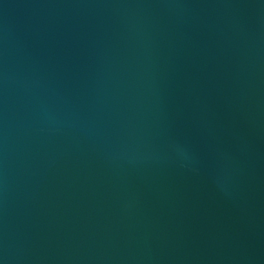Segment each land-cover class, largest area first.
<instances>
[{
    "label": "water",
    "instance_id": "obj_1",
    "mask_svg": "<svg viewBox=\"0 0 264 264\" xmlns=\"http://www.w3.org/2000/svg\"><path fill=\"white\" fill-rule=\"evenodd\" d=\"M0 264H264V0H0Z\"/></svg>",
    "mask_w": 264,
    "mask_h": 264
}]
</instances>
